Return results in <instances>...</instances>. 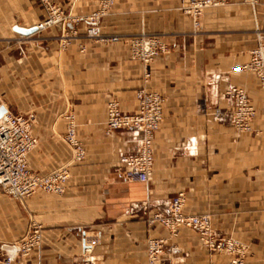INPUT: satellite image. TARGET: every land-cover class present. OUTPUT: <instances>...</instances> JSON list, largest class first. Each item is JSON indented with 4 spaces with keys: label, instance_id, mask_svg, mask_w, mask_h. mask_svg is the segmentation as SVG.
I'll return each mask as SVG.
<instances>
[{
    "label": "crops",
    "instance_id": "obj_1",
    "mask_svg": "<svg viewBox=\"0 0 264 264\" xmlns=\"http://www.w3.org/2000/svg\"><path fill=\"white\" fill-rule=\"evenodd\" d=\"M51 1L70 13L66 26L23 34L18 29L46 19L41 0H0V97L11 112L35 117L30 170L43 176L68 166L70 176L63 194L40 190L17 201L0 190V264H148L150 238L165 240L157 264L229 262L231 255L211 252L193 229L172 234L150 223L180 193L185 214H209L217 235L244 245L245 264H264V85L238 69L264 47V0H216L198 27L192 0H117L95 25L100 35L122 36L112 43L86 35L83 18L99 0ZM140 34L171 45L148 64L149 81L131 56L129 38ZM62 36H70L67 43ZM231 85L246 90L257 110L250 132L230 122L233 103L224 93ZM143 86L165 97L146 182L117 169L142 134L105 130L108 102L135 111ZM68 114L86 149L79 162L64 138ZM34 224L41 243L7 263L1 244L21 240Z\"/></svg>",
    "mask_w": 264,
    "mask_h": 264
},
{
    "label": "built area",
    "instance_id": "obj_2",
    "mask_svg": "<svg viewBox=\"0 0 264 264\" xmlns=\"http://www.w3.org/2000/svg\"><path fill=\"white\" fill-rule=\"evenodd\" d=\"M117 0H99V7L83 19L89 23L87 37L97 38L106 43L118 42L121 35H100L95 29L101 18ZM47 11V17L37 25V28L66 24L70 13L63 11L60 5L51 0H41ZM217 4L216 0H192L188 11L193 15L194 23L200 26V15L203 9ZM70 36H62V43H67ZM131 56L141 60L146 69L144 79L149 81L151 73L148 64L157 56L167 53L170 45L156 34H140L129 38ZM244 71L255 73L264 85V47H257L251 51L250 61L238 67ZM232 100L233 108L229 119L239 132L253 130V121L257 115L246 90L231 85L224 93ZM137 109L125 110L116 98L108 102L106 133L122 128H135L141 134L138 149L134 154L120 155L117 169L131 181L146 182L150 179L154 165V140L164 117L165 97L156 90L143 86L136 91ZM5 107L0 97V109ZM7 109V108H6ZM67 131L64 136L72 151V159L79 162L85 159L86 149L77 135V124L73 114L67 115ZM35 117L27 113H13L6 110L0 116V190L17 201H22L42 190L46 193L63 194L70 176L68 166L54 169L46 175L34 173L29 168L28 155L37 145V138L32 131ZM184 196L178 194L171 198L168 213H156L150 223L156 221L168 227L172 234H177L181 227H187L199 233L202 242L214 253L231 255L226 264H245V247L237 239L222 237L214 230L209 214L187 215L183 211ZM42 240L41 227L34 224L28 233L19 241L3 243L1 248L6 253V262L10 263L17 255H28ZM165 240L150 238L147 241L148 264H157L164 251ZM217 264V263H212Z\"/></svg>",
    "mask_w": 264,
    "mask_h": 264
},
{
    "label": "water",
    "instance_id": "obj_3",
    "mask_svg": "<svg viewBox=\"0 0 264 264\" xmlns=\"http://www.w3.org/2000/svg\"><path fill=\"white\" fill-rule=\"evenodd\" d=\"M37 29V27H34V28H31V29H18V31H20L21 33H23V34H30V33H33L35 30ZM6 108L5 107H2L1 109H0V116L4 113V112H6Z\"/></svg>",
    "mask_w": 264,
    "mask_h": 264
},
{
    "label": "rangeland",
    "instance_id": "obj_4",
    "mask_svg": "<svg viewBox=\"0 0 264 264\" xmlns=\"http://www.w3.org/2000/svg\"><path fill=\"white\" fill-rule=\"evenodd\" d=\"M114 4H115V3H114ZM114 4H113V5H114ZM113 5H112V7H113ZM112 7H111V8H112ZM111 8L109 9V11L111 10ZM205 9H206V8H205ZM109 11H108V13H109ZM203 11H204V9H203ZM203 11H202V12H203ZM108 13H107V14H108ZM107 14H106V15H107ZM201 14H202V13H201ZM89 15H90V14H89ZM106 15H104V16H106ZM87 16H88V15H87ZM104 16H103V17H104ZM101 19H102V18H101ZM100 21H101V20H100ZM100 21H99V22H100ZM167 44H168V43H167ZM168 45H169V44H168ZM170 50H171V45H170ZM170 50H169V51H170ZM167 53H168V52H167ZM164 54H166V53H164ZM161 55H162V54H161Z\"/></svg>",
    "mask_w": 264,
    "mask_h": 264
}]
</instances>
